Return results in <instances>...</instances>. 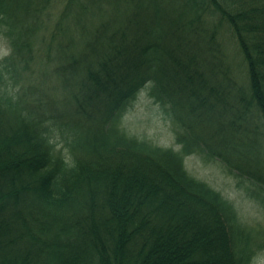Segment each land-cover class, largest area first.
<instances>
[{"label":"trees","instance_id":"trees-1","mask_svg":"<svg viewBox=\"0 0 264 264\" xmlns=\"http://www.w3.org/2000/svg\"><path fill=\"white\" fill-rule=\"evenodd\" d=\"M53 6L0 0V264H249L236 207L185 160L264 185L243 136L252 108L264 133V0H65L54 21ZM224 25L250 79L236 112ZM38 62L54 65L63 102L10 84ZM148 86L179 150L123 128Z\"/></svg>","mask_w":264,"mask_h":264},{"label":"rangeland","instance_id":"rangeland-1","mask_svg":"<svg viewBox=\"0 0 264 264\" xmlns=\"http://www.w3.org/2000/svg\"><path fill=\"white\" fill-rule=\"evenodd\" d=\"M64 4L65 0H54L53 21L57 18V13L62 10ZM218 40L223 45L222 56L224 57L222 58L229 65V80L231 84H234L230 88L232 104L236 112L238 108L242 109V97L239 88L244 90L245 96L251 95L248 69L244 57L229 31V25L220 28ZM9 54L8 41L1 37L0 62ZM53 66L44 62L33 64L23 78L17 77L11 80L10 84L18 87L26 85V88H29L30 85L39 84L45 93L54 96L58 102H63L66 93L64 82L54 74ZM255 112L256 109L252 108L248 114L254 113L251 115L249 124L246 127L243 125L245 128L243 136L255 148L254 151L250 148V153L252 152L254 156L257 155L263 165L264 133L259 127L260 119L258 117L253 118L256 115ZM234 121L237 122L235 119ZM123 128L130 135L145 139L155 145L164 148H175L176 150L180 149L177 145L175 125L165 109L150 97L149 86L142 90L128 107L127 113L123 117ZM259 135L260 138L257 137ZM65 138L57 133L56 143L59 151L64 155H68V141ZM252 138H257V142L253 141ZM185 161L191 175L207 182L233 203L237 209L240 222L246 227V231L252 238L249 264H264V185L257 186L247 177L233 174L218 159L210 160L204 155L197 154L187 157Z\"/></svg>","mask_w":264,"mask_h":264}]
</instances>
